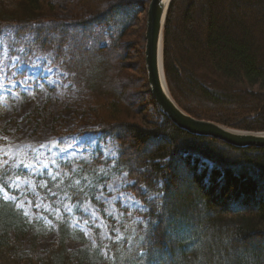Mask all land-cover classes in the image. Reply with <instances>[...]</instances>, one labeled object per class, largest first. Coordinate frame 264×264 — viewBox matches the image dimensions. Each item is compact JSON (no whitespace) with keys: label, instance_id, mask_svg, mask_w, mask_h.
I'll return each mask as SVG.
<instances>
[{"label":"trees","instance_id":"obj_1","mask_svg":"<svg viewBox=\"0 0 264 264\" xmlns=\"http://www.w3.org/2000/svg\"><path fill=\"white\" fill-rule=\"evenodd\" d=\"M149 1L0 0V36L9 30L17 46L53 55L72 74L82 91L78 123L90 120L95 133L115 144L110 171L127 174L126 191L144 207L100 264H264V149L191 136L157 112L150 123L147 109L144 115L136 105L137 86L148 107L154 103L145 70L138 82L124 73L126 54L135 51L126 38ZM56 5L79 11L63 18ZM253 28H264V0H172L163 71L185 113L264 133V42H256ZM57 121L51 129L56 137L68 132ZM67 228L62 224L58 241L36 252L23 244L32 227L0 201V264H83L84 255L66 245Z\"/></svg>","mask_w":264,"mask_h":264},{"label":"rangeland","instance_id":"obj_2","mask_svg":"<svg viewBox=\"0 0 264 264\" xmlns=\"http://www.w3.org/2000/svg\"><path fill=\"white\" fill-rule=\"evenodd\" d=\"M148 6L134 15L136 22L126 38L134 43L135 51L127 52L123 69L137 82L145 70ZM55 8L68 19L73 17L71 11H79L71 6ZM111 30L105 34L103 47L110 44ZM253 31L256 42L259 37L264 42V28ZM135 35H142L143 40ZM17 45L9 30L1 33L0 201L14 206L32 227L24 246H35L36 252L48 249L58 241L64 224L69 231L68 249L83 254V264H100L107 257L108 245L123 239L127 227L139 220L136 213H142L144 207L126 191L131 185L127 174L110 171L117 159L115 144L95 133L96 125L90 120L78 123L82 91L72 81V74L54 63L53 55ZM145 81L146 85L147 76ZM138 87L136 105L140 103L144 115L147 109L150 123L155 124L158 119L154 113L161 112L155 104L148 107V97ZM55 120H59L56 124L62 131L74 133L63 132L56 137L51 130ZM141 127L149 128L145 123ZM94 201L102 205V211Z\"/></svg>","mask_w":264,"mask_h":264},{"label":"water","instance_id":"obj_3","mask_svg":"<svg viewBox=\"0 0 264 264\" xmlns=\"http://www.w3.org/2000/svg\"><path fill=\"white\" fill-rule=\"evenodd\" d=\"M171 3L172 0H151L147 11L144 61L149 92L155 105L178 129L191 136L211 138L238 149H264V133L233 131L218 124L194 119L171 97L163 71V54L161 73L159 68V44L161 41L163 45L164 25Z\"/></svg>","mask_w":264,"mask_h":264},{"label":"bare ground","instance_id":"obj_4","mask_svg":"<svg viewBox=\"0 0 264 264\" xmlns=\"http://www.w3.org/2000/svg\"><path fill=\"white\" fill-rule=\"evenodd\" d=\"M162 42L160 41V44H159V68H160V73H161V63H162V60H161V55H162ZM164 90H166V88L164 87ZM167 91V90H166ZM150 93V92H149ZM155 104V103H154ZM250 134H257V133H250Z\"/></svg>","mask_w":264,"mask_h":264}]
</instances>
